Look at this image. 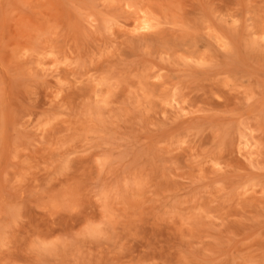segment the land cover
<instances>
[{
  "label": "rangeland",
  "instance_id": "1",
  "mask_svg": "<svg viewBox=\"0 0 264 264\" xmlns=\"http://www.w3.org/2000/svg\"><path fill=\"white\" fill-rule=\"evenodd\" d=\"M0 264H264V0H0Z\"/></svg>",
  "mask_w": 264,
  "mask_h": 264
}]
</instances>
